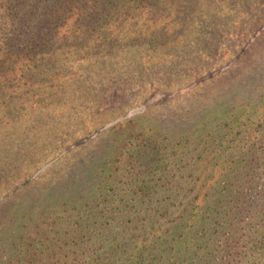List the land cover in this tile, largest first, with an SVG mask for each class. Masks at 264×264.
<instances>
[{"label":"trees","instance_id":"1","mask_svg":"<svg viewBox=\"0 0 264 264\" xmlns=\"http://www.w3.org/2000/svg\"><path fill=\"white\" fill-rule=\"evenodd\" d=\"M247 29L253 40L241 55L264 35V0H0V117L17 130L93 69L167 67L216 40L220 60H230L227 41ZM206 118L191 135L130 133L119 147L131 146L119 155L125 179L110 174L87 197L32 209L12 233L0 229V264H264V89ZM18 191L0 198V212L14 209Z\"/></svg>","mask_w":264,"mask_h":264},{"label":"rangeland","instance_id":"2","mask_svg":"<svg viewBox=\"0 0 264 264\" xmlns=\"http://www.w3.org/2000/svg\"><path fill=\"white\" fill-rule=\"evenodd\" d=\"M252 33L247 29L239 41H227L230 60H220L216 40L180 52L167 67L142 68L137 61L109 70L93 69L89 80L70 79L82 83H71L67 97L52 107L39 105L46 109L42 114L33 108L27 123H17V130L7 125L12 118L0 117V152L13 149L17 153L7 159L0 156V171L11 166L9 177L0 176V198L20 188L13 196L15 210L0 212L1 232L21 229L22 217L32 209L87 197L110 174L124 180L119 169L127 167L119 164V155L125 151L124 157H129L131 146L122 151L119 147L132 143L130 133L156 129L171 138L191 135L212 110L262 91L264 35L245 55L240 53L253 40ZM236 59L225 71L229 61ZM211 75L214 78L208 79ZM135 119L145 125L144 130L133 126ZM121 124L126 128L118 130L128 132L110 133ZM187 169V177L195 174L193 166ZM123 195L125 190H117L118 198Z\"/></svg>","mask_w":264,"mask_h":264}]
</instances>
